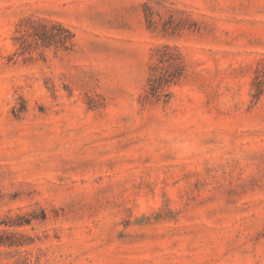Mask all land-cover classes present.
Returning <instances> with one entry per match:
<instances>
[{
    "label": "rangeland",
    "instance_id": "rangeland-1",
    "mask_svg": "<svg viewBox=\"0 0 264 264\" xmlns=\"http://www.w3.org/2000/svg\"><path fill=\"white\" fill-rule=\"evenodd\" d=\"M162 44L185 71L143 104ZM262 60L264 0H0V264H264Z\"/></svg>",
    "mask_w": 264,
    "mask_h": 264
},
{
    "label": "trees",
    "instance_id": "trees-1",
    "mask_svg": "<svg viewBox=\"0 0 264 264\" xmlns=\"http://www.w3.org/2000/svg\"><path fill=\"white\" fill-rule=\"evenodd\" d=\"M144 17L148 28L152 31H159L163 35H176L182 30L179 23H166L153 7L145 4L143 7ZM172 15L169 16V19ZM19 40L25 50L29 49L31 44L25 37L29 31H32L33 40L41 42L43 46H56L64 50H70L74 45V34L61 24L46 25L42 22L26 20L19 25ZM66 34V35H63ZM69 41V47L66 42ZM151 65L149 67V76L146 81V89L141 96V103L155 100L156 102L170 95L169 88L177 85L185 71L183 56L175 46L162 44L153 49L150 56ZM256 76L253 80L254 93L252 97L258 100L264 93V60L258 63ZM22 223H13L10 226H22ZM18 246L15 241H0V247ZM13 264H25L24 261H15Z\"/></svg>",
    "mask_w": 264,
    "mask_h": 264
}]
</instances>
